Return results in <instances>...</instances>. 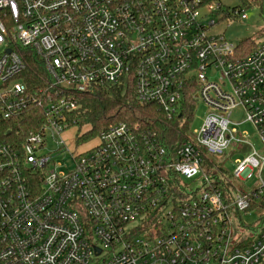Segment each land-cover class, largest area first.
<instances>
[{"label":"built area","instance_id":"1","mask_svg":"<svg viewBox=\"0 0 264 264\" xmlns=\"http://www.w3.org/2000/svg\"><path fill=\"white\" fill-rule=\"evenodd\" d=\"M225 14L220 0H0V264L264 260V230L251 241L235 232L258 227L239 216L264 198V43L246 52L212 33ZM110 86L188 128L197 100L206 115L173 148L121 121L91 150H70L65 134L78 145L85 133L79 96ZM243 123L261 151L236 130ZM58 151L71 157L67 172ZM227 153L238 158L231 179L256 175L254 190L239 192L219 169L207 175L204 159ZM198 176L196 194L181 178Z\"/></svg>","mask_w":264,"mask_h":264},{"label":"rangeland","instance_id":"2","mask_svg":"<svg viewBox=\"0 0 264 264\" xmlns=\"http://www.w3.org/2000/svg\"><path fill=\"white\" fill-rule=\"evenodd\" d=\"M221 4L223 5V8L226 12L225 15H218L215 16L216 20L219 19L222 16V19L216 24V26L212 29V33H216L219 35H222L228 42L231 44L237 46L240 45L246 52L250 49V44H261L264 43V20L261 19L258 12L254 9H247L244 10L246 19H240L231 17L228 15L229 12L233 9H237L240 11V5L238 4L237 0H220ZM254 47V45H253ZM193 110V118L191 122L189 123L188 128V137L191 136V133H194L197 131L201 123L206 115V108L201 104L200 101L197 100ZM184 120V119H183ZM182 120V121H183ZM233 122H241L243 121V114L241 111H236L232 116ZM184 123V121H183ZM84 132L87 130H90L88 126H84L82 128ZM237 131H242L248 134L249 137H251L250 141L256 148V150L261 151V146L256 138L254 136L255 131L253 127L248 123H243L239 126H236ZM73 133V130L69 131L65 134L66 137V143L67 147L71 150L73 148H78L79 151L86 150L93 145L96 144V139L87 140L84 142H78V145L76 143V137L75 141L71 140L70 137ZM77 132L76 134H78ZM83 137V136H82ZM47 148L49 151H52L53 148H55V145L53 143H48ZM61 153V151L55 152L53 157V163L59 165L62 164L61 170L64 172H67V170L70 169L72 162L71 157L68 153H65L63 155H58ZM207 158L211 160V164H209V168H207V175L212 177V174L215 172L216 169H219V171H222L228 178L231 179L232 171L234 170L235 163L234 161L237 158V156L233 157L232 160L229 159V154H225L222 157H215L208 155ZM210 163V162H209ZM65 166V167H64ZM206 166V164H205ZM204 165L202 166L203 169L206 171V167ZM262 179H264V169L262 171ZM232 180V179H231ZM181 182L187 187L189 191H195L196 194H199L202 188V177L198 176L193 181L192 180H186L184 178H181ZM234 187L239 191L243 193H248L252 190H254L258 186V177L254 175L250 180L247 182L242 181H236L232 180ZM239 221L244 223L245 225H257L258 227L254 229L253 231L245 230L243 228H240V226H236L235 232L237 235H241L245 241H251L254 238H257L258 236L262 235V231L264 230V212L263 211H253L249 214L247 213H240ZM156 229H152V234L155 235ZM142 237H148L147 234H143Z\"/></svg>","mask_w":264,"mask_h":264},{"label":"trees","instance_id":"3","mask_svg":"<svg viewBox=\"0 0 264 264\" xmlns=\"http://www.w3.org/2000/svg\"><path fill=\"white\" fill-rule=\"evenodd\" d=\"M240 5V11L254 9L258 12L261 19L264 20V0H237ZM255 44H250L249 51L253 50ZM248 51V52H249ZM29 59V68H35L40 75L43 69L39 61L33 57ZM80 97L79 108L76 112L78 127L82 129L88 126L80 142L97 139L102 132L114 123L125 121L129 124H137L142 129L148 130L155 134L159 140L167 147L173 148L175 145L188 139V125L177 118L167 121L155 106L139 105L131 90L122 86H110L103 89L95 90L92 93L82 94ZM183 112V117H184ZM189 119V118H188ZM87 139V140H86ZM94 146V145H93ZM92 146V147H93ZM92 147L83 150L87 152ZM205 163H211L209 158L204 159ZM253 211L264 212V198L254 202L247 214ZM247 228H253L255 225H243ZM264 264V260L260 263Z\"/></svg>","mask_w":264,"mask_h":264}]
</instances>
